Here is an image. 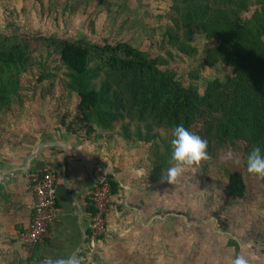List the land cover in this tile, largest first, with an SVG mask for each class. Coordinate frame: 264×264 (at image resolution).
Here are the masks:
<instances>
[{"label":"rangeland","instance_id":"1","mask_svg":"<svg viewBox=\"0 0 264 264\" xmlns=\"http://www.w3.org/2000/svg\"><path fill=\"white\" fill-rule=\"evenodd\" d=\"M173 1L0 0V31L99 44L128 42L154 56L167 57L163 68L203 93L210 81H227L234 72L223 64L201 69L213 43L203 34L193 40L199 50L193 57L176 50L170 56L161 47ZM256 8L254 4L248 15ZM36 60L41 63L28 76L31 85L25 87L22 101L12 112L8 133L18 125L37 131L77 129L78 138L97 144L105 172L109 168L121 183L120 193L110 197L105 212L104 237L87 243L86 264H230L237 255H244L249 264H264V181L247 177L245 198L225 203L228 176L244 170L241 160L228 154L217 161L186 166L171 181L166 175L155 180L149 145L88 136L81 125H72L80 98L62 88L56 68L59 56L44 49L36 53ZM41 67L56 77L38 82ZM44 88H51L45 100L41 98ZM112 162L114 170L108 167Z\"/></svg>","mask_w":264,"mask_h":264},{"label":"trees","instance_id":"2","mask_svg":"<svg viewBox=\"0 0 264 264\" xmlns=\"http://www.w3.org/2000/svg\"><path fill=\"white\" fill-rule=\"evenodd\" d=\"M254 4L257 8L248 15ZM166 17L170 24L162 34L161 47L170 56L173 50L196 56L199 50L193 40L203 34L213 43L201 69L223 64L234 75L227 81H210L201 93L197 86H185L174 71L163 68L167 57L154 56L128 42L99 44L0 31V126L13 119L25 87L31 85L28 76L41 63L36 53L46 49L59 56L56 68L62 88L80 98L72 125H81L88 136L149 145L148 160L155 180H161L172 167L173 129L183 123L207 140L208 159L204 161L229 154L243 162L244 170L228 176L225 203L245 198L247 177L264 181L250 175L244 162L254 144L264 148V0H174ZM39 71L38 82L56 77L45 68ZM49 93L51 88H44L41 98L45 100ZM67 131L78 137L77 129ZM104 180L111 185V196L120 193L116 175L109 174ZM88 203V236L92 239L97 210L92 197ZM40 250L33 249L26 264ZM78 260L87 263L86 249Z\"/></svg>","mask_w":264,"mask_h":264},{"label":"crops","instance_id":"3","mask_svg":"<svg viewBox=\"0 0 264 264\" xmlns=\"http://www.w3.org/2000/svg\"><path fill=\"white\" fill-rule=\"evenodd\" d=\"M7 125L0 126V264H26L37 248L41 250L30 264L78 259L93 239L88 236V200L95 184L110 174L103 153L96 143L66 130L18 125L8 133ZM114 165L108 167L114 170ZM47 168L56 175L58 219L44 242L28 248L19 239L33 217L34 178Z\"/></svg>","mask_w":264,"mask_h":264},{"label":"built area","instance_id":"4","mask_svg":"<svg viewBox=\"0 0 264 264\" xmlns=\"http://www.w3.org/2000/svg\"><path fill=\"white\" fill-rule=\"evenodd\" d=\"M56 175L51 169L34 178L35 199L32 204L33 217L19 242L27 247H35L44 242L58 219ZM111 185L102 180L93 190L92 198L96 205V214L92 219L93 238L101 235L104 229L105 212L111 197Z\"/></svg>","mask_w":264,"mask_h":264},{"label":"clouds","instance_id":"5","mask_svg":"<svg viewBox=\"0 0 264 264\" xmlns=\"http://www.w3.org/2000/svg\"><path fill=\"white\" fill-rule=\"evenodd\" d=\"M171 147L172 167L167 170L168 181L181 175L186 166H195L208 159L207 140L186 128L183 123L174 127ZM244 162L250 175L264 178V148L261 145L254 144L247 153ZM43 264H80V261L75 257L56 261L45 259ZM230 264H249V261L244 255H237L231 259Z\"/></svg>","mask_w":264,"mask_h":264}]
</instances>
